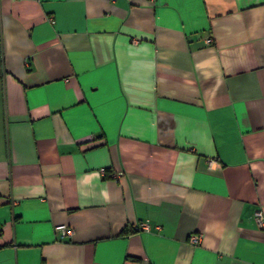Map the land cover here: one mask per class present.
<instances>
[{
	"label": "crops",
	"instance_id": "0c3cea01",
	"mask_svg": "<svg viewBox=\"0 0 264 264\" xmlns=\"http://www.w3.org/2000/svg\"><path fill=\"white\" fill-rule=\"evenodd\" d=\"M257 210L264 0H0V264H264Z\"/></svg>",
	"mask_w": 264,
	"mask_h": 264
},
{
	"label": "built area",
	"instance_id": "2783aa9c",
	"mask_svg": "<svg viewBox=\"0 0 264 264\" xmlns=\"http://www.w3.org/2000/svg\"><path fill=\"white\" fill-rule=\"evenodd\" d=\"M100 171L103 173L104 172V169L101 168ZM120 174H121V171L115 173L113 176L114 177H117ZM255 219H256V222L259 225H264V217H263V213H262L261 210H257L256 211ZM56 228L63 230V232L66 233V234L67 233L70 234L72 232L71 229L68 228V227H66L65 225H58V226H56ZM139 228H141V229H148L149 228V224L147 222L141 221L139 223ZM200 240H201V234L200 233H196L195 232V233H191L189 235V242L191 244L196 245V244H198L200 242Z\"/></svg>",
	"mask_w": 264,
	"mask_h": 264
}]
</instances>
